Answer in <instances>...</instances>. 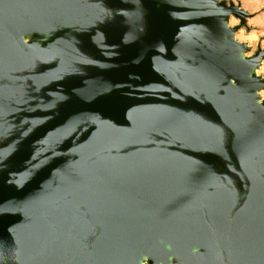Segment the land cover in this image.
Here are the masks:
<instances>
[{"label": "water", "instance_id": "obj_1", "mask_svg": "<svg viewBox=\"0 0 264 264\" xmlns=\"http://www.w3.org/2000/svg\"><path fill=\"white\" fill-rule=\"evenodd\" d=\"M246 15L0 0V264H264V49L235 38Z\"/></svg>", "mask_w": 264, "mask_h": 264}, {"label": "rangeland", "instance_id": "obj_2", "mask_svg": "<svg viewBox=\"0 0 264 264\" xmlns=\"http://www.w3.org/2000/svg\"><path fill=\"white\" fill-rule=\"evenodd\" d=\"M227 1H232L234 4L239 5L242 10L248 13V15L244 17V25H241L236 31L235 38L240 42L247 43V45L251 48L250 52L256 51L258 46L261 49H264V0ZM231 20H235V22L231 23ZM240 24L241 21L239 18L231 16V26ZM240 31H243L244 37H240V35H238ZM263 64L264 60L262 65ZM261 66L258 69V74H264V71L261 70ZM263 92L264 90L261 91V93Z\"/></svg>", "mask_w": 264, "mask_h": 264}, {"label": "bare ground", "instance_id": "obj_3", "mask_svg": "<svg viewBox=\"0 0 264 264\" xmlns=\"http://www.w3.org/2000/svg\"><path fill=\"white\" fill-rule=\"evenodd\" d=\"M234 22H235V20H231V23H234ZM238 35H240V37H244L243 31H240ZM261 70L264 71V64L261 66ZM261 96L264 97V92L261 93Z\"/></svg>", "mask_w": 264, "mask_h": 264}, {"label": "snow or ice", "instance_id": "obj_4", "mask_svg": "<svg viewBox=\"0 0 264 264\" xmlns=\"http://www.w3.org/2000/svg\"><path fill=\"white\" fill-rule=\"evenodd\" d=\"M106 15H107V13H106Z\"/></svg>", "mask_w": 264, "mask_h": 264}]
</instances>
